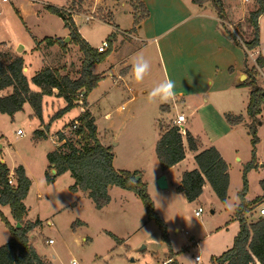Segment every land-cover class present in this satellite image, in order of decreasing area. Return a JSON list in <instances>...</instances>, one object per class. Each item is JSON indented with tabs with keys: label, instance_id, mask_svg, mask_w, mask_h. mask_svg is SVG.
Wrapping results in <instances>:
<instances>
[{
	"label": "rangeland",
	"instance_id": "1",
	"mask_svg": "<svg viewBox=\"0 0 264 264\" xmlns=\"http://www.w3.org/2000/svg\"><path fill=\"white\" fill-rule=\"evenodd\" d=\"M220 1L225 11L222 21L213 0H202V5L193 0H10L8 3L0 0V50L8 48L20 54L47 36H64L68 29L63 19L47 10L52 5L78 12L72 15L73 20L92 47L97 48L108 38L113 40L116 50L112 59L92 67L93 73L106 76L101 88L112 85L111 74L119 72L120 67H131L138 53H143L151 63L143 82H136L131 72L130 80L136 84L134 95H138L133 104L142 106L141 111L137 109L140 115L137 120L117 119L118 112L112 108L114 118L108 122L98 113L103 106L96 104L91 111L97 115L94 118L101 140L113 151L114 142L121 143L116 148V166L137 173L136 178L140 177L146 185L157 214L166 224L170 245L164 241L157 223L148 218L134 192L111 187L110 205L98 209L87 192L70 190L74 179L69 172L57 176L52 172L48 154L62 146L58 135L61 131L67 139L72 137V128L66 126L80 114L81 107L53 121L54 115L66 105L54 91L53 95L43 97L42 119L36 117L30 104L13 118L0 113V163L3 160L8 167L27 168L32 186L24 200L27 207L24 224L35 225L29 232L30 240L47 264H50L47 257L53 264H72L73 260L77 264H166L170 252L182 264H196V254L202 256L203 264H212V256L232 247L239 230L235 204L240 202L238 194L244 186V168L252 159L254 147L250 134L252 119L247 112L252 89L238 86L235 74L229 70L233 66L237 70L244 68L246 73L247 69L252 72L257 68L258 85L264 89V67L260 69L256 62L259 56L264 58V13L258 21L259 48L248 50L244 42L253 38L250 17L258 3ZM141 2L147 8V15H143ZM227 32L242 46L229 39ZM62 39L67 45L65 49L43 43L40 53L28 52L24 56L29 63L28 72L24 70L29 80L42 66L58 69L72 79L80 77L84 55L69 36ZM21 46L25 48L19 52ZM127 59L128 63L123 64ZM246 74L243 81L248 80ZM168 78L175 82L174 99L167 103L150 101V90ZM144 89L146 93L142 92ZM31 90L40 91L34 85ZM10 92L12 89L3 93ZM100 92L95 91L91 100L95 101ZM179 112L185 114L186 132L198 140L202 151L216 147L229 165L228 202L232 208L215 195L210 184L194 202H189L174 185L159 187L156 177L162 169L156 145L161 126L170 127ZM226 114L242 115L244 122L231 126ZM259 118L262 125L256 124L259 141L255 147L259 167L247 173L246 198L258 201L247 215L251 222L257 220L259 206L264 202V197L258 196L264 178L261 167L264 111ZM19 129L25 135H18ZM36 131L44 132L45 137ZM137 135L142 137L135 139L133 136ZM195 168L197 163L193 158H187L178 167L180 171ZM14 172L15 169H10V174L15 176ZM199 207L203 211L197 216ZM0 210L12 224L16 223L9 206H0ZM10 238L11 233L0 217V246ZM50 239L53 243L48 242ZM195 241L199 246H195Z\"/></svg>",
	"mask_w": 264,
	"mask_h": 264
},
{
	"label": "trees",
	"instance_id": "2",
	"mask_svg": "<svg viewBox=\"0 0 264 264\" xmlns=\"http://www.w3.org/2000/svg\"><path fill=\"white\" fill-rule=\"evenodd\" d=\"M193 1L202 5V0ZM213 1L219 12V17L223 18L225 11L221 1ZM256 2L258 8L251 12L250 17L254 28L253 38L244 42L248 50L258 48L260 45L258 21L264 13V0H256ZM141 4L143 15H147L144 3L141 2ZM73 5L77 6L75 2ZM47 10L63 19L65 27L69 30L71 41L79 47L84 55L80 77L72 79L67 74H61L58 69L43 67L29 80L24 72L25 58L23 54L14 53L8 48L2 49L0 50V113L13 118L16 113L24 110L26 104H30L36 117L42 119L43 97L53 95L54 91H57V95L65 100L66 105L54 115L53 121L63 117L78 106L85 108L71 125L66 126L72 128L71 132L74 139L72 137L67 139L64 136V131L58 134L59 140L63 144L48 154L50 168L56 170V176L69 172L74 179V184L70 190L87 192L98 209H103L110 203L109 190L111 187L117 186L123 190L134 192L142 201L148 218L157 223L162 231L164 241L170 245L166 224L157 214L146 185L142 183L141 179L136 180L137 173L115 169L113 148L102 144L95 118L88 109L87 98L103 79L102 75L93 73L92 67L105 61L112 53L113 40L108 38V50L99 53L82 37L75 25L72 15L78 14L76 10L58 8L52 5H48ZM232 37L237 45L242 46L235 36L232 35ZM43 43L47 46L59 45L63 49L67 47L62 38L48 36L36 41L33 49L37 50ZM256 62L259 68L264 67L262 56H259ZM247 73L249 74L248 80L242 85L252 89L247 112L252 119L250 134L253 136L251 141L254 150L251 161L244 168V186L238 194L240 202L235 210V219L239 223V231L234 237L232 247L221 255L212 257V264H264V216H258L256 221H249L247 215L254 209L258 201L246 199L248 192L247 173L257 167L255 147L259 138L256 124L262 123L259 116L264 111V89L258 85L257 68H253L252 72L247 69ZM31 85L38 87L40 91H32ZM8 89H12V92L2 94ZM226 119L230 125H238L244 122L242 115L226 114ZM36 133L45 137L42 131H36ZM199 146L198 140L189 131L183 136L176 126L170 125L167 128L161 126L160 137L156 145L161 169L166 171L180 163L185 159L187 150L197 152ZM195 161L198 168L183 173L177 191L184 195L189 202H194L201 196L204 185L208 181L216 196L225 203L228 198L230 176L228 164L220 152L212 146L198 152L195 155ZM14 173L16 182L12 185L9 184L10 168L6 163H0V205L9 206L11 215L16 221L15 224H12L0 210L1 220L11 233L10 240L0 246V264H47L30 240L29 232L35 225L26 226L24 224L27 214L24 200L29 194L32 181L23 165L15 168ZM18 223L21 224L20 228H17ZM166 264L182 263L175 258V253L170 252Z\"/></svg>",
	"mask_w": 264,
	"mask_h": 264
},
{
	"label": "crops",
	"instance_id": "3",
	"mask_svg": "<svg viewBox=\"0 0 264 264\" xmlns=\"http://www.w3.org/2000/svg\"><path fill=\"white\" fill-rule=\"evenodd\" d=\"M145 5V4H144ZM146 7V6H145ZM147 9V8H146ZM220 20L222 21V19L220 18ZM29 30V29H28ZM80 32V31H79ZM69 36V30H67L66 31V34L64 35V36ZM227 37L229 38V39H233V37H232V35L231 34H229L228 32H227ZM64 36H62V37H64ZM48 37V36H47ZM50 37H53V36H50ZM62 37H60V38H62ZM83 37V36H82ZM53 38H59V37H53ZM86 40V39H85ZM87 41V40H86ZM88 42V41H87ZM89 43V42H88ZM6 44V43H5ZM11 46V45H10ZM238 46V45H237ZM9 47V46H8ZM12 47V46H11ZM11 47H9V48H11ZM35 47V45H33V46H30V47H28L27 49L25 48V47H23V48H25V51L24 52H22V53H20V54H23V56H25L28 52H38V53H40L41 51H40V49H41V47H42V45H40L39 46V48L37 49V50H34V51H31V50H33V48ZM51 47H53V46H51ZM94 48V47H93ZM259 48V47H258ZM115 50H116V48H115ZM115 50H114V47H113V52L107 57V60L106 61H110V59H112V56L115 54ZM128 63V59L127 60H125L124 62H123V64H127ZM29 65V63L27 62V60L25 61V68H24V70H25V72L27 71L28 72V67L27 66ZM127 66V65H126ZM42 67H44V66H42ZM42 67L40 68V69H42ZM40 69H38L37 71H35V73L36 72H38ZM261 69V68H260ZM126 71V72H125ZM233 75L235 74V76H236V79H237V83H238V86H244V85H242V83H244L246 80H244L243 81V77H247V72L245 73V69L244 68H241V69H238L237 70V68H235V67H233V66H231L230 67V70H229ZM26 72V73H27ZM123 72H125L124 74H123ZM131 72H132V70H131V67L129 66L128 68L127 67H123V68H119V72H117L116 74H111V77H112V85H110V86H104L105 88H101L102 87V85L104 84V81H105V77L106 76H104V75H102V74H99V75H102L103 76V79L99 82V84L97 85V87L89 94V96H88V98H87V102H88V109L91 111V109L93 108V106L96 104V106L97 107H100V105L101 106H103V108L101 109V110H99L98 111V113L99 114H103V118H104V120H106V121H108V122H110L113 118H114V114H113V109L112 108H114L115 109V111H117L118 112V114H117V116H116V118L117 119H121L122 117H123V120H137L139 117H140V115L138 114V112H137V109L138 110H140L141 111V108H142V106L140 105H138V104H133V102L134 101H136L137 99H138V95H134V86L136 85L135 83H134V80H130V77H131ZM34 73V74H35ZM33 76V75H32ZM130 81H129V80ZM37 88V87H36ZM97 90H99V91H101L100 93H99V97L95 100V101H93V100H91L92 98V96H93V94L95 93V91H97ZM142 92H144V93H146V90L144 89ZM124 93H127L125 96H124ZM2 94H4V93H2ZM129 96V97H128ZM111 103H113L112 105H111ZM127 105H130V108L128 109L127 108ZM78 107H81V106H78ZM77 108V107H76ZM84 109L85 108H83V107H81V112L80 113H82L83 111H84ZM91 113H92V115L96 118L97 117V115H95L92 111H91ZM144 113L146 114V110L144 111ZM179 113H183V112H179ZM179 113H177L176 114V116L179 114ZM80 115V114H79ZM78 115V116H79ZM77 116V117H78ZM175 116V117H176ZM76 117V118H77ZM175 117H174V119H175ZM95 121H97L96 119H95ZM187 122V121H186ZM262 125V124H261ZM231 126H234V125H231ZM133 137H135V139H138V138H141L142 137V135H137V136H133ZM99 138H100V136H99ZM100 140H101V138H100ZM101 142H102V144L103 145H105V146H108V145H106V143H105V140H101ZM120 142H114V146H116V147H114L115 149H114V151H115V156H114V161H113V165L115 166V169H117V170H121V168H119V167H117L116 166V164L115 163H117V150H116V148L118 147V146H120ZM216 148V147H215ZM217 149V148H216ZM219 152H220V154H221V156L223 157V155H222V153H221V151L219 150V149H217ZM200 151H202V147H200L199 146V149H198V151L197 152H195V151H191V150H187V153H186V157H185V159L183 160V161H181L180 163H178V164H176L175 166H173V167H171L170 169H168V170H166V171H163V170H161V173L156 177V179H158L160 176H162L163 174L164 175H166V178H167V181H168V187L169 186H171V185H174V186H176V188L179 186V184H180V181H181V178H182V175H183V173L184 172H186L187 170H179L178 169V167H180V165L188 158V159H194L195 160V155L198 153V152H200ZM190 157V158H189ZM257 158V157H256ZM223 159H224V157H223ZM225 160V159H224ZM4 161L3 160H1V163H3ZM227 163V162H226ZM264 165V163L262 164V166L261 167H264L263 166ZM15 167L16 166H14V167H10L9 166V168L11 169V170H14L15 169ZM228 167H229V165H228ZM258 167H259V161H258V159H257V167H255V168H253V169H251L249 172H248V174L249 173H251L252 171H254V170H258ZM25 168V170H26V173H27V168L26 167H24ZM197 168H198V165H197ZM197 168H195V169H197ZM174 169H176L175 171H174ZM178 169V170H177ZM194 170V169H193ZM189 171H191V170H189ZM28 174V173H27ZM229 176H230V172H229ZM261 182V194H259L258 196H262V197H264V178H263V180H261L260 181ZM208 184H210L208 181H206V183H205V185H204V188H203V192H204V190L206 189V187H207V185ZM32 186V185H31ZM211 186V185H210ZM229 186H230V184H229ZM167 187V188H168ZM212 188V187H211ZM112 189V188H111ZM110 189V190H111ZM110 190H109V194H110ZM213 190V189H212ZM80 191H82V190H78L77 192H80ZM127 191V190H126ZM228 191H229V189H228ZM214 192V191H213ZM84 193V192H83ZM203 194V193H202ZM202 194H201V196H202ZM87 195V194H86ZM216 195V194H215ZM110 196H111V194H110ZM228 197H229V195H228ZM200 198V197H199ZM198 198V199H199ZM247 199V198H246ZM248 200V199H247ZM111 201H112V198H111ZM111 201H110V203H111ZM227 201H228V198H227ZM248 201H252V200H248ZM110 203L107 205V206H105L104 208H106V207H108L109 205H110ZM239 205V203H236L235 204V210H236V207ZM0 206H3V205H0ZM7 206V205H6ZM10 221V220H9ZM177 231V230H176ZM239 231V230H238ZM195 243V246H199V242H197V241H195L194 242ZM194 246V247H195ZM53 257H55V255H53ZM213 257V256H212ZM47 260H49V262H50V264H53L52 263V261L47 257Z\"/></svg>",
	"mask_w": 264,
	"mask_h": 264
},
{
	"label": "clouds",
	"instance_id": "4",
	"mask_svg": "<svg viewBox=\"0 0 264 264\" xmlns=\"http://www.w3.org/2000/svg\"><path fill=\"white\" fill-rule=\"evenodd\" d=\"M151 69L150 61L143 55V53H138L132 60L131 70L133 73L134 80L136 82H143L145 77L149 74ZM175 82L168 78L158 84H156L148 93L150 101L160 100L162 102H170L175 97ZM183 120V116L179 117ZM227 207L232 208L233 205L228 201H225ZM75 264V262H73Z\"/></svg>",
	"mask_w": 264,
	"mask_h": 264
},
{
	"label": "built area",
	"instance_id": "5",
	"mask_svg": "<svg viewBox=\"0 0 264 264\" xmlns=\"http://www.w3.org/2000/svg\"><path fill=\"white\" fill-rule=\"evenodd\" d=\"M9 1L10 0H2L3 3H8ZM243 1H248V0H243ZM108 48H109V42L107 40H105L96 49H97V51L99 53H104V52H106L108 50ZM180 116H183V120H180L179 119ZM186 121H187V119H186V116H185L184 113H179L175 117V119L172 121V123H173L172 125L173 126H176L178 128L179 132L183 136H185V134H186V129L184 127ZM17 134L20 135V136L21 135L22 136L25 135L24 131L21 130V129H19L17 131ZM14 183H15V176H14V174H10L9 175V184H12L13 185ZM259 208H260V210H259V216H264V202H262L260 204ZM202 211H203L202 207H199L195 214L197 216H200V213ZM48 242L49 243H53V239H50ZM194 261H195L196 264H203V258H202V256L200 254H196L194 256ZM73 262H75V264H77V262L75 260L72 261V264H73Z\"/></svg>",
	"mask_w": 264,
	"mask_h": 264
},
{
	"label": "water",
	"instance_id": "6",
	"mask_svg": "<svg viewBox=\"0 0 264 264\" xmlns=\"http://www.w3.org/2000/svg\"><path fill=\"white\" fill-rule=\"evenodd\" d=\"M67 40H69V38L67 39ZM66 40V41H67ZM22 46L19 48V52H21V50H22ZM52 172L55 174L56 173V170L55 169H52ZM139 178L140 177H138V178H136L137 180H139ZM157 183H158V185H159V187L160 188H163V189H165V188H167L168 187V181H167V178H166V175H162V176H160L159 178H158V181H157ZM21 227V224L20 223H18L17 224V228H20Z\"/></svg>",
	"mask_w": 264,
	"mask_h": 264
}]
</instances>
